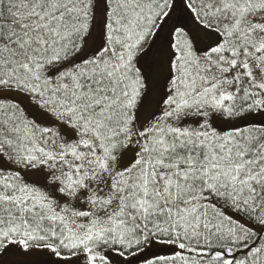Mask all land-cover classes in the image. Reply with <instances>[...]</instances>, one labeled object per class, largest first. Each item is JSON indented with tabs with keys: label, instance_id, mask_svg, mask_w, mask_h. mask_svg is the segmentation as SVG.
Segmentation results:
<instances>
[{
	"label": "snow or ice",
	"instance_id": "obj_1",
	"mask_svg": "<svg viewBox=\"0 0 264 264\" xmlns=\"http://www.w3.org/2000/svg\"><path fill=\"white\" fill-rule=\"evenodd\" d=\"M137 257L264 264V0H0V264Z\"/></svg>",
	"mask_w": 264,
	"mask_h": 264
},
{
	"label": "trees",
	"instance_id": "obj_2",
	"mask_svg": "<svg viewBox=\"0 0 264 264\" xmlns=\"http://www.w3.org/2000/svg\"><path fill=\"white\" fill-rule=\"evenodd\" d=\"M132 259V258H130ZM132 264H142L141 259L139 257L135 258L132 262Z\"/></svg>",
	"mask_w": 264,
	"mask_h": 264
}]
</instances>
